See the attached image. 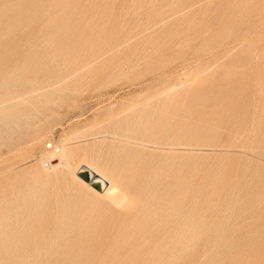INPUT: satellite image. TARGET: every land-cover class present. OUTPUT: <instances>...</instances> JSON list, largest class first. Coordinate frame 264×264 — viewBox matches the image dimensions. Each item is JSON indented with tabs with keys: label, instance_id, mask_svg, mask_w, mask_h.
<instances>
[{
	"label": "rangeland",
	"instance_id": "1",
	"mask_svg": "<svg viewBox=\"0 0 264 264\" xmlns=\"http://www.w3.org/2000/svg\"><path fill=\"white\" fill-rule=\"evenodd\" d=\"M10 85L36 90L29 124L0 106V264H264V183L226 190L230 122L264 132V0H0Z\"/></svg>",
	"mask_w": 264,
	"mask_h": 264
},
{
	"label": "bare ground",
	"instance_id": "2",
	"mask_svg": "<svg viewBox=\"0 0 264 264\" xmlns=\"http://www.w3.org/2000/svg\"><path fill=\"white\" fill-rule=\"evenodd\" d=\"M33 5V4H32ZM49 7V6H48ZM262 50V49H261ZM256 55V54H255ZM263 61V60H262ZM70 63V62H69ZM236 69V68H235ZM249 69V68H247ZM245 71V70H244ZM228 72V71H227ZM226 72V73H227ZM76 74V73H75ZM259 79V78H258ZM46 81V80H45ZM262 81V80H261ZM260 81V82H261ZM41 83V82H40ZM48 82H43L40 84V86L38 85L39 89L43 88L45 90V84ZM231 83V82H230ZM28 84V83H27ZM49 84V83H48ZM17 85V84H16ZM9 86L6 87L2 93L0 94V106L2 107L1 109H4L6 111H8V114L5 115L6 116V124L7 126L11 127V128H15L17 125H24V124H29L32 122L33 117H32V112L31 110H19V111H12L14 110L15 107H17L19 104L26 102L27 99L31 96L32 97V92L34 94L35 90H29L30 87H18V86ZM21 85V84H20ZM34 86V85H33ZM37 86V85H36ZM231 88H233V86L230 84L229 85ZM37 87V88H38ZM49 87V86H48ZM47 87V88H48ZM52 87V86H51ZM50 87V88H51ZM56 87V86H55ZM35 88V87H34ZM59 88V87H58ZM38 89V90H39ZM42 89V91H43ZM48 90V89H47ZM38 92V91H37ZM57 92V91H56ZM44 97V96H41ZM244 97V96H243ZM245 100V99H243ZM246 102V101H245ZM254 104V102H253ZM240 105V104H239ZM259 105V104H258ZM241 107V106H240ZM244 107V106H243ZM253 107H256L255 105ZM260 108V107H259ZM239 109V108H238ZM10 111V112H9ZM36 111V110H35ZM238 112V111H237ZM246 113V109H240L239 111V117L237 118V121L234 122H227L229 124V128L227 131L228 134L227 138H228V145H226L228 147L227 150H229L230 152L235 150L237 152L236 157H238L237 159V167H234L236 170L231 171L234 172V176H232L231 174V181H230V185L228 184L227 187V191H229L228 193L230 195H235L237 197H239V199H242L243 196V191L245 190L246 184L249 186L247 187V189H249L250 191L254 190L255 188L258 189V186L260 184H263V180H264V175L261 176L259 169H257V166L250 168V161H256L259 160L260 158H264V139L262 138L264 136V132L258 134L259 131V127H260V121L259 119H255L256 117H253L251 115V118L249 119V117L247 118L245 115ZM256 113L253 111V115H255ZM227 116V115H226ZM234 121V120H233ZM223 122V121H222ZM226 122V123H227ZM225 125V124H223ZM228 126V125H227ZM173 127V126H172ZM226 131V130H225ZM264 131V130H263ZM9 134V133H8ZM263 134V136H262ZM50 140V139H49ZM222 140V137H221ZM225 140V139H224ZM38 141V140H37ZM48 141V140H47ZM47 141L44 142V152L46 153L45 158L43 159V163L44 166L46 168H52L55 167L57 165L60 164V157L59 156H63L65 149H66V145L64 143H57V147H58V151L56 152L55 150H50L48 148H46V143ZM63 142V141H61ZM69 142V141H68ZM66 143V142H65ZM67 144V143H66ZM71 144H73V142H71ZM225 146V145H224ZM83 150V149H82ZM84 155V154H83ZM232 156V155H231ZM52 157H57L58 158V162L53 164V165H48L46 161H48L50 158ZM76 157V156H75ZM80 157V156H79ZM233 158V157H232ZM77 159V158H76ZM226 159V158H225ZM224 159V160H225ZM230 159V158H229ZM234 159V158H233ZM231 159V160H233ZM78 160V159H77ZM230 161V160H229ZM235 161V160H233ZM262 162V161H261ZM66 163V162H65ZM226 163V162H225ZM230 163V162H229ZM258 163V162H257ZM231 164V163H230ZM67 165V163H66ZM228 165L229 169H234V168H230L231 165ZM225 165V166H226ZM236 165V163L234 164V166ZM69 166V165H68ZM76 166V165H75ZM78 166V164H77ZM85 166V165H84ZM224 166V165H223ZM224 166V167H225ZM67 167V166H66ZM70 168V166H69ZM89 168V167H88ZM58 169V168H57ZM90 169V168H89ZM223 169V168H222ZM71 170V169H69ZM76 170V168H75ZM91 170V169H90ZM254 170V171H253ZM93 171V170H91ZM215 171V170H214ZM223 171V170H222ZM226 171V168H225ZM229 171V170H228ZM227 171V172H228ZM77 172V171H76ZM94 172V171H93ZM95 173V172H94ZM230 173V172H228ZM262 173V172H261ZM77 174V173H76ZM96 174V173H95ZM213 174V173H211ZM263 174V173H262ZM66 175V174H65ZM221 175V174H220ZM225 175V174H224ZM210 176V174H209ZM214 176V175H213ZM228 177V176H227ZM213 178V177H212ZM65 179V178H64ZM106 179V178H105ZM221 179V178H219ZM229 181V178H227ZM203 180V179H202ZM256 182H255V181ZM210 181V180H209ZM66 182V181H65ZM196 182V181H195ZM214 182V181H213ZM212 182V183H213ZM218 182V179H217ZM74 183V182H73ZM89 183V182H88ZM110 183V182H109ZM198 183V182H196ZM196 185V184H195ZM199 185V184H198ZM198 185L197 188H198ZM106 187V185H105ZM196 189V187H195ZM229 189V190H228ZM105 190V188H104ZM103 190V191H104ZM35 191V190H34ZM173 191V190H172ZM102 192V191H100ZM259 192V191H258ZM226 193V192H225ZM264 193V192H263ZM249 194V193H248ZM261 194V193H260ZM227 195V193H226ZM176 197V196H175ZM191 197V196H190ZM229 197V196H228ZM233 197V196H232ZM247 197V196H246ZM264 196H262L263 199ZM185 198V197H184ZM187 198V197H186ZM227 198V197H226ZM231 198V197H230ZM171 199V198H170ZM224 199V198H223ZM235 199V198H234ZM60 200V199H59ZM181 200V199H180ZM237 200V199H236ZM179 201V200H178ZM244 201V200H243ZM255 201V200H254ZM257 201V200H256ZM261 201V200H259ZM230 204V203H229ZM232 204V203H231ZM238 204V203H237ZM244 204V203H243ZM236 205V204H235ZM256 205V204H255ZM235 208V206H233ZM90 208V207H89ZM227 208V207H226ZM229 208V206H228ZM231 208V207H230ZM255 208V207H254ZM248 209V208H247ZM264 209V208H263ZM15 210V209H13ZM256 210V209H255ZM233 211V210H232ZM248 211V210H247ZM262 211V209H261ZM264 211V210H263ZM231 212V211H230ZM219 213V212H218ZM226 213V212H225ZM229 213V212H228ZM244 213V212H242ZM230 214V213H229ZM259 214V213H258ZM84 215V214H83ZM260 216V215H259ZM230 217V215H229ZM240 218V217H239ZM253 218V217H252ZM258 218V217H257ZM261 218V217H260ZM241 219V218H240ZM256 219V217L254 218ZM250 221V220H249ZM154 222V221H153ZM74 223V222H73ZM240 224V223H239ZM85 228V227H84ZM227 229V228H226ZM173 255V254H172ZM244 257V256H243ZM238 258V257H237ZM250 258V257H249ZM239 259V258H238ZM243 259H246L245 257ZM246 262V261H244ZM241 263V262H240ZM243 263V262H242ZM254 263V262H253ZM256 264V262H255Z\"/></svg>",
	"mask_w": 264,
	"mask_h": 264
},
{
	"label": "water",
	"instance_id": "3",
	"mask_svg": "<svg viewBox=\"0 0 264 264\" xmlns=\"http://www.w3.org/2000/svg\"><path fill=\"white\" fill-rule=\"evenodd\" d=\"M77 175L81 177L86 182H89L98 191H103L106 185V182L91 171L87 166H82L78 171Z\"/></svg>",
	"mask_w": 264,
	"mask_h": 264
},
{
	"label": "built area",
	"instance_id": "4",
	"mask_svg": "<svg viewBox=\"0 0 264 264\" xmlns=\"http://www.w3.org/2000/svg\"><path fill=\"white\" fill-rule=\"evenodd\" d=\"M56 145H57L56 141L51 139V140L47 141L46 148H48L50 150H55L57 152L58 151V147ZM46 162H47L48 165H53V164L58 162V158L57 157H52Z\"/></svg>",
	"mask_w": 264,
	"mask_h": 264
}]
</instances>
